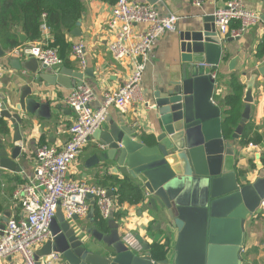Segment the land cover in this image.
<instances>
[{"label":"water","instance_id":"1","mask_svg":"<svg viewBox=\"0 0 264 264\" xmlns=\"http://www.w3.org/2000/svg\"><path fill=\"white\" fill-rule=\"evenodd\" d=\"M202 23L182 36L180 63L172 67L162 91L153 96L148 116L157 123L154 144L137 140L136 131L128 122L111 124L109 129H100L93 135L102 145L97 164L115 165L113 173L139 181L146 190L148 205L164 233L156 244L168 243L165 259L154 261L151 247L140 236L144 255L131 252L122 242L114 218L106 222L104 232L97 225H72L58 208L51 221L52 238L36 251V264H46L53 254L59 255L60 264H244L247 225L263 208L264 178L248 184L241 182L236 170V144L249 121L247 107L255 103L257 79L254 76L243 80V102L247 107L232 139L226 140L222 110L213 102L217 82L213 72L223 62L224 41L216 32L212 15L204 16ZM20 40L27 41L22 34ZM3 55L0 48V56ZM12 65L33 74L39 69L36 59L26 64L13 59ZM43 69L47 71L49 67ZM89 75H94L93 70L59 68L42 79L70 90L83 88V79ZM16 110L46 120L57 114L50 102H41L30 88L21 94ZM1 116L15 126L22 123L5 106ZM23 145L18 127L11 158L6 149L0 151V169L20 171L15 161ZM108 196L113 197V193L109 191ZM88 199L91 210L87 217L94 224L96 201L93 196ZM8 219L9 214L3 216L1 231Z\"/></svg>","mask_w":264,"mask_h":264},{"label":"crops","instance_id":"2","mask_svg":"<svg viewBox=\"0 0 264 264\" xmlns=\"http://www.w3.org/2000/svg\"><path fill=\"white\" fill-rule=\"evenodd\" d=\"M141 3L153 7L162 18L175 15L179 18L177 31L166 33L155 45L149 55L146 71L142 80V89L146 99L145 104L128 107L120 110L111 106L108 117L101 128L107 130L111 124L128 122L136 131L137 140L145 143V138L157 136L158 128L155 118L148 116L152 109L153 96L161 92L164 83L171 77V69L180 63L181 38L196 27L203 26L202 18L213 15L218 9L225 8L227 0H201L202 6L197 7L194 0H139ZM84 10L80 21V27L71 31H62L54 36L49 30H44L41 40L36 41L44 47L57 50L63 60L60 67L44 70L39 63L36 74L26 69L18 70L13 67L11 52L3 50L0 56V66L3 68V76L0 78V104L6 109L18 115L22 123L16 126L5 117L4 120L9 129L8 134L2 133L0 126V151L6 149L10 158L14 146L16 128H20L24 145L15 163L20 168L19 172H10L0 169V205L3 216L9 214V218H18L23 215L22 204L14 200L15 192L33 179L37 167V152L40 147L50 146L61 150L70 138V129L75 123V114L67 105V99L76 89H65L59 85H51L42 79L43 76L50 77L59 68H66L75 72L93 70V76H85L83 88H88L94 95L91 103L93 111H99L106 103L107 96L115 95L127 82L132 74V64L129 60L116 62L112 57L109 46L114 40V34L108 28L111 18L112 4L103 0H82ZM244 5L252 12L258 14L261 20L250 27L239 39L231 42L229 38L220 37L223 42V62L219 70L213 72L216 78V88L213 96L215 102L224 111L225 97L231 92L229 79L231 75H237L244 84V79L249 81L256 76L255 103L247 107L249 113L248 123L254 124L261 134L264 135V57H258L259 47L264 42V0H242ZM78 21V22H79ZM240 27L239 22H232L231 29ZM78 28V32L75 30ZM20 34L24 35L21 31ZM25 36V35H24ZM26 37V36H25ZM26 43V42H25ZM82 44L85 49L86 67L83 68L73 56L75 46ZM22 64L28 61L20 60ZM68 63V65L66 64ZM26 88H30L33 94L40 97L41 102H50L51 108L57 114L49 120L36 118L28 113L18 112L21 94ZM152 115V114H151ZM250 146V145H249ZM243 148L238 142L236 144V170L247 172L243 184L254 182L258 178H264V167L259 159L264 156V142L255 148ZM102 148L100 141L92 136L87 147L83 150L77 161L71 167L68 179L71 181L85 183L89 186H98L99 176H116L120 180L127 178L120 173H113L115 165L97 164L98 150ZM256 162L258 167L251 169V163ZM132 179V178H129ZM133 180V179H132ZM141 188L143 185L135 181ZM144 191V200L141 204L131 206L124 205L122 212L128 221L134 223L137 235L144 238L151 247L157 243L156 240L164 236L157 226L155 215L148 205V194ZM96 209H98L96 207ZM95 220V215H94ZM117 222V221H116ZM120 225L122 221L117 222ZM72 225L88 228L97 225L92 223L88 217L78 222L71 221ZM257 248L259 254L256 260L249 256L245 258L244 264H264V207L256 214L247 225L246 250ZM156 261L155 258H152ZM255 260V261H254ZM60 264V259L57 261Z\"/></svg>","mask_w":264,"mask_h":264},{"label":"built area","instance_id":"3","mask_svg":"<svg viewBox=\"0 0 264 264\" xmlns=\"http://www.w3.org/2000/svg\"><path fill=\"white\" fill-rule=\"evenodd\" d=\"M194 1L197 7L202 6L201 0ZM212 16L217 34L233 39L241 38L250 27L261 20L242 0H227L225 8L218 9ZM178 22L177 16L162 18L153 7L139 0H117L108 22V28L114 34L109 51L116 62L129 60L132 74L115 95L107 96L106 103L97 112L91 108L94 95L88 88L76 90L67 99V105L75 114L70 138L61 150L50 146L39 148L35 176L14 194V200L22 204L23 215L9 218L4 230L0 229V264H36V251L52 238L50 226L58 208L62 209L65 218L70 222L75 217L84 220L91 210L88 197L93 196L103 220L107 222L114 218L118 210L114 194L109 197V190L100 186L71 181L68 174L94 133L105 124L111 106L125 110L147 103L142 80L149 55L166 33L177 31ZM232 22H239L240 27L231 29ZM10 55L25 61L36 59L38 63L49 68L63 65L56 49L44 47L39 42L25 43L13 49ZM73 56L83 68L86 67L82 44L74 47ZM3 72L0 66V78ZM249 147L255 148L253 144ZM2 219L1 214L0 226ZM121 221L120 236L124 245L134 254L144 255L145 250L139 241L134 223L125 217ZM59 259V255L53 254L48 257L46 264H57Z\"/></svg>","mask_w":264,"mask_h":264},{"label":"trees","instance_id":"4","mask_svg":"<svg viewBox=\"0 0 264 264\" xmlns=\"http://www.w3.org/2000/svg\"><path fill=\"white\" fill-rule=\"evenodd\" d=\"M116 4L117 0H103ZM84 6L82 0H0V43L4 51L11 52L13 49L22 46L19 36L21 31L26 36V43H34L41 40L43 29L47 28L54 36L62 31H73L83 14ZM258 57H264V42L259 47ZM68 65V63H66ZM231 92L225 97L224 111L222 115V131L226 140H231L236 129L241 124L246 104L243 102L245 85L242 84L237 75H231L229 79ZM0 126L3 134H8L9 129L3 119L0 118ZM154 136L145 138L147 145H153ZM243 148L249 145H261L264 142V135L252 123H247L244 132L238 141ZM264 167V156L259 159ZM258 167L256 162L251 163V169ZM246 171H239V177L245 179ZM98 186L113 191L118 210L114 219L119 222L123 217L122 207L124 205H139L144 200V191L134 180L124 178L120 180L116 176H99ZM3 213L0 205V215ZM97 226L106 231L107 223L101 217L98 209L95 211ZM168 250V243L161 246H151L152 258L156 261L165 259ZM259 251L252 248L245 251V258L252 256L256 260ZM254 260V261H255Z\"/></svg>","mask_w":264,"mask_h":264},{"label":"rangeland","instance_id":"5","mask_svg":"<svg viewBox=\"0 0 264 264\" xmlns=\"http://www.w3.org/2000/svg\"><path fill=\"white\" fill-rule=\"evenodd\" d=\"M158 241H160V237H159V239H158V240H156V242H158Z\"/></svg>","mask_w":264,"mask_h":264}]
</instances>
